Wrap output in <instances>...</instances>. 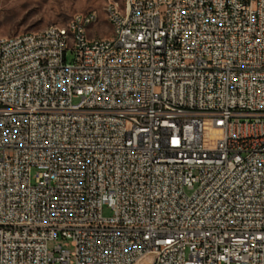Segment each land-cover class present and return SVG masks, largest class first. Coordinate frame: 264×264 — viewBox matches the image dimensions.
<instances>
[{
  "label": "built area",
  "instance_id": "2783aa9c",
  "mask_svg": "<svg viewBox=\"0 0 264 264\" xmlns=\"http://www.w3.org/2000/svg\"><path fill=\"white\" fill-rule=\"evenodd\" d=\"M104 13L0 36V264H264V0Z\"/></svg>",
  "mask_w": 264,
  "mask_h": 264
},
{
  "label": "rangeland",
  "instance_id": "374dc122",
  "mask_svg": "<svg viewBox=\"0 0 264 264\" xmlns=\"http://www.w3.org/2000/svg\"><path fill=\"white\" fill-rule=\"evenodd\" d=\"M110 1L121 5L124 0H0V36L38 31L49 24H65L74 13L91 10L96 11L98 18L94 24L88 26V35L104 36L111 33V25L104 13V6ZM66 60L72 61V53H67ZM36 171L33 168L32 175ZM102 215L111 216V209L104 206ZM56 245L70 252L74 250L71 240L61 236L50 241L48 248L53 249Z\"/></svg>",
  "mask_w": 264,
  "mask_h": 264
},
{
  "label": "bare ground",
  "instance_id": "6f19581e",
  "mask_svg": "<svg viewBox=\"0 0 264 264\" xmlns=\"http://www.w3.org/2000/svg\"><path fill=\"white\" fill-rule=\"evenodd\" d=\"M114 4H115V8L116 9H125V0L123 1V4H119L117 2L114 1ZM66 23H74V15L71 17V19L69 21H67ZM88 26H83V33H84V36H89L88 35ZM37 34H46V27H44L43 29L41 30H38L37 31Z\"/></svg>",
  "mask_w": 264,
  "mask_h": 264
}]
</instances>
